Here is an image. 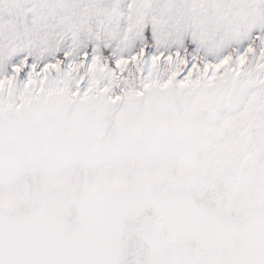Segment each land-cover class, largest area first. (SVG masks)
Instances as JSON below:
<instances>
[{"label": "snow or ice", "instance_id": "obj_1", "mask_svg": "<svg viewBox=\"0 0 264 264\" xmlns=\"http://www.w3.org/2000/svg\"><path fill=\"white\" fill-rule=\"evenodd\" d=\"M0 264H264V0H0Z\"/></svg>", "mask_w": 264, "mask_h": 264}]
</instances>
